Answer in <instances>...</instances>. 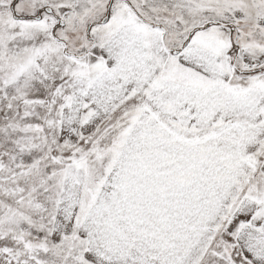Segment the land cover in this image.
<instances>
[{
	"label": "snow or ice",
	"instance_id": "1",
	"mask_svg": "<svg viewBox=\"0 0 264 264\" xmlns=\"http://www.w3.org/2000/svg\"><path fill=\"white\" fill-rule=\"evenodd\" d=\"M0 264H264V0H0Z\"/></svg>",
	"mask_w": 264,
	"mask_h": 264
}]
</instances>
